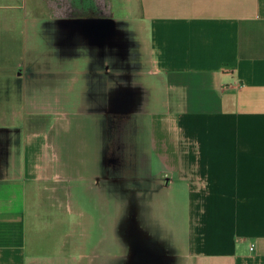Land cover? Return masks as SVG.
<instances>
[{"label":"crops","instance_id":"0c3cea01","mask_svg":"<svg viewBox=\"0 0 264 264\" xmlns=\"http://www.w3.org/2000/svg\"><path fill=\"white\" fill-rule=\"evenodd\" d=\"M39 2L46 10L36 16L39 27L24 34L37 38L33 52L41 56L36 61L52 51L58 55L53 59L58 68L51 77H43L47 71L39 70L43 76L33 81L20 74L15 77L11 65L0 66V74L11 79L10 85L48 89L47 96L55 102L63 96L73 102L95 101L89 108H106L119 95V102H129L124 110L136 108L130 115L120 112L119 134L161 135L162 142L154 141L153 148L174 174L169 181L160 171L132 174L134 197L158 198L161 192L173 191L178 181L179 196L185 199L181 206L185 212L178 218L163 220L156 205L155 210L148 206L153 218H148L147 226L133 217L131 227H126L130 251L126 261L264 264V0ZM125 24L137 43L141 73L148 77L138 83L119 82L117 61L115 81L108 83V54H119V33ZM114 38L116 45L109 46ZM77 67L87 71L79 77ZM33 108L45 112H29L28 105L25 110L23 106L11 115L14 125L18 120L21 124L0 126V264L37 263L29 250V219L42 207L40 189L49 178L41 175L50 162L66 167L67 177L58 172L50 179L68 184V191L76 183L89 190L91 180L102 177L99 172L89 179L76 175V164L50 137L68 113L52 112L48 104ZM106 113L87 110L78 115L107 117ZM131 116H137L134 125L127 124ZM102 117L96 146L101 154ZM137 137L133 164L153 165L150 156L136 159L138 150L146 151ZM101 161L102 155L93 158L95 165ZM125 179L129 178H119ZM139 204L133 203L137 215ZM53 261L42 258L40 264Z\"/></svg>","mask_w":264,"mask_h":264},{"label":"rangeland","instance_id":"374dc122","mask_svg":"<svg viewBox=\"0 0 264 264\" xmlns=\"http://www.w3.org/2000/svg\"><path fill=\"white\" fill-rule=\"evenodd\" d=\"M44 12H46L45 7L40 5L39 0H0V66L10 67L11 65V71L15 77L20 74L23 77H31L33 81L43 76L39 70L47 71L43 77H51L53 76L51 72L58 68L53 64L54 57L58 55L52 51H45L42 55L45 59L36 61V58L41 56L33 52L38 46L37 38L32 36L28 38L24 34L26 30L30 33L36 31L40 24L36 16ZM120 29L122 32L119 33V54H108V83L115 81L113 73L117 70V61L119 72H122V75L119 74V82L138 83L140 80L147 79L148 76L141 73L143 64L137 53V43L131 30L126 24ZM112 45H116L115 38L111 44L109 43V46ZM25 62L28 63L25 65ZM17 64L21 66L17 68ZM78 70L77 67V75L87 71ZM9 80L0 74V126L9 128V126L19 125L21 120L14 125L11 115L15 111L21 112L23 106L25 110L27 105L29 112L33 113L45 112L44 109H34L33 105L41 108L46 104L51 107L52 112L68 113V116H64L60 121V130L56 129V132H51L50 137L56 141L63 153L71 158V162L76 164V175H82L88 179L98 172L102 175L101 179L94 177L91 180L92 188L89 190L84 188V184L76 183L75 188L68 191V184L59 185L50 179L54 177L53 173L58 175V172L60 174L62 172L61 175L67 177V174H64L66 167L64 165L62 168L57 167V162L49 163L52 167L49 165L47 171L50 172L46 171L41 175L49 178V181H42L40 189L42 207H37L29 219V250L31 256L37 259L36 264H40L42 258H53L52 264H142L137 261L136 263L126 261L130 252L126 233L127 228L132 225L133 217L137 218L135 220L137 223L147 226L148 218H153V209L150 215L147 210L150 205L154 210L156 205L158 215L165 221L168 218L170 220L172 215L178 218L180 213L183 215L185 212V208H181L185 199L179 196L178 181L173 191L161 192L158 198L141 197L138 199L132 192L134 183L130 181L132 174L144 175L148 174L149 170L163 172L162 178H167L168 181L171 176L174 177V174L167 171L168 166L161 160L159 152L153 148L154 141L155 143L162 142L158 137L159 134L154 136L149 131H143L138 137L137 134L130 132L125 135L124 133L119 134V126L123 120L120 112L129 103L119 102V95L115 100L112 97V101L107 102L106 108H99V106L89 108L90 105L93 107L96 104L95 101L73 102L68 96H63L61 100L55 102L51 100V96H47L48 89L30 85L25 87L22 84L14 86L10 85ZM112 87L113 84L108 85L109 90ZM23 94L26 102L23 101ZM90 98L93 99L92 96ZM87 110L92 113L107 112V117L98 115L90 118L78 115ZM122 112L133 113L136 112V108H129ZM4 117L6 121H3ZM100 117L103 118L102 154L96 147L99 143L97 127ZM136 117L127 118V124L134 125ZM134 136L138 139L141 137L140 141L146 147L145 154L138 150L137 154L140 155L136 156V159L141 160V158L150 156L149 159H152L151 164L153 165L142 164L138 161L133 164ZM44 154L47 159H52L50 155L52 153L49 151H45ZM100 155H102L101 164L95 165L93 158ZM124 176L129 179L119 180ZM63 193H65L64 198H62ZM135 201L140 203L138 215L135 213L138 208L133 205ZM156 217L160 221V217ZM150 224L156 226L152 220ZM85 233L86 236L83 238ZM98 254H101V257ZM146 264L150 263L146 262Z\"/></svg>","mask_w":264,"mask_h":264}]
</instances>
